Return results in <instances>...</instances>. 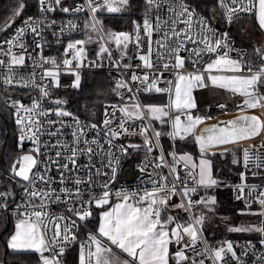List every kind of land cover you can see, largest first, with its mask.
<instances>
[{
	"label": "snow or ice",
	"instance_id": "snow-or-ice-1",
	"mask_svg": "<svg viewBox=\"0 0 264 264\" xmlns=\"http://www.w3.org/2000/svg\"><path fill=\"white\" fill-rule=\"evenodd\" d=\"M217 3L223 10V16L227 22L231 23L234 19H239L241 13H253L259 29L264 31V0H217ZM39 4L42 13L51 12L56 10V6L61 5V0H39ZM86 4L93 16V22L85 24V27H90L92 31L97 32L102 30L103 22L96 19L95 14L101 10H106L108 13H120L125 10L128 0H102L101 3H97L96 0H86ZM146 4L148 7L144 15L143 24L133 22L135 40H133V33L128 32L109 31L106 35L108 41L115 45L116 50L120 51L122 59L127 56L129 44L134 43L137 47L143 45L146 49L144 54L139 55V60L143 62L145 68L153 69L162 60L165 61L162 64V68L164 70H173L175 79L165 81L169 87L160 88L157 84L163 75L161 73V76L151 79V82L146 85L144 91L167 92L170 96V103L166 106L144 105L143 107L139 103H133L131 105L132 111L129 110L128 106L121 108L120 111L128 119L143 120L146 118L145 112L148 114L147 118L159 120L161 123H167L168 121L164 119L167 117L171 120L172 126V131L167 133V135L173 139L179 137L181 140L188 137L194 138L199 146L198 160L188 153L179 156L175 152L169 153L172 157L171 173L183 185L181 191L182 197L187 198V207L185 206L184 199L180 203L172 205V207L190 212L196 205L208 207L215 204V197H201L199 200L194 201L190 195V193L197 192L198 187L211 188L219 183L213 177L212 161L208 159V156L216 154L214 150H219L221 154L234 151V148L229 147L230 145L239 147L243 142L260 136L262 142L259 145L250 144L248 147L242 149V162L245 169L250 170V166H252L264 171V159H262L264 157V119H262L264 113L256 115L248 114L245 111V109H264V94L260 92V88L264 87V47L255 49L260 59L259 66L233 59L229 56L231 49L227 43V33L216 37V30L209 26L207 18L202 16L197 18L195 10L190 9L185 0H146ZM24 7L25 5L21 3L19 8L14 11L13 18H10V22L4 28H0V31L11 27L14 17L19 16ZM165 7L167 9L166 13L164 12ZM153 8L161 13L154 20L150 15ZM61 10L67 13L69 11H84L85 9L83 5H80L75 9L63 7ZM31 21L32 18L29 17L28 21L25 22L27 27L35 35L39 36V24L34 25L30 23ZM52 23L55 22L53 21ZM97 25H101V28L98 29ZM68 26L71 29L76 27L72 21H68ZM197 28H199V31H197ZM64 30L62 28L61 32ZM24 31V28L17 29L14 39L4 41L9 46V51L4 54L10 56V61L6 66L9 74L3 78L5 84L10 85L14 83L13 77L15 73L13 72V66H23L25 64L24 55L17 56L11 53V48L19 42ZM141 32H143V36ZM154 33L160 36V39L155 41L158 45L155 53V63L152 60L153 41L151 39ZM209 33L212 35L209 36ZM88 39L91 41V37ZM101 41H103V37H101ZM85 43V40L69 42L65 48V53L72 50L75 59L82 58L85 56L83 47ZM188 44L203 45V47L190 49L187 47ZM19 47L23 48L24 45L21 43ZM36 47L41 48L42 46L37 44ZM222 49L223 51H221ZM0 51H3L2 48H0ZM182 51H189L196 57L195 60L191 61L194 69L196 68V64L201 62L205 55L215 54V59H211L206 65L201 64L203 71L186 72V58L180 54ZM105 53L109 57L112 55L106 44L101 42L97 55ZM42 60L43 63H51L54 68L59 67L54 57L42 58ZM72 62L71 59H65L63 64L71 66ZM2 65H4V60L0 59V66ZM37 66L42 67L43 64L37 63ZM139 66L137 65V67ZM124 67L130 68L131 65L126 64ZM214 70L218 73L226 74H212ZM35 75L33 72L29 80L21 77L15 83L22 86H29V83H31V86L40 89L43 97H48L49 92L47 91V87H41L36 84ZM58 75L59 73L56 70L45 69L42 78H53L58 86ZM206 78L215 87L243 96L244 107L241 108V114L235 119L204 127L197 134V126L203 124L205 119H210V117L192 115L191 109L196 108L192 91L197 87H207L205 84ZM131 79L133 81L142 79V82H147L150 80V77L147 73L142 78L133 73ZM78 83L79 75L77 74L74 86H78ZM118 87L126 88L127 91L131 92V89L127 87V83L124 81H119ZM56 103L62 102L57 101ZM11 106L15 110V123L20 130L18 147L22 150L23 141L26 139L33 141L35 147L28 153L17 156L11 164V173L15 177L28 182L31 188L27 186L23 188L27 197L26 202L23 205L17 204L15 207L14 214L17 216V220L15 230L7 240V247L12 250L38 251L41 253L42 264H61V257L65 252L66 243H71L77 239L76 235L72 233V229L78 227V225L75 220H71L69 217L63 215L53 216L46 210L49 202L52 200L55 189L47 188L45 190V188L38 189L36 187L37 183L48 186L51 182L50 178L46 176L48 171L46 163L43 173L34 171L37 165L41 163L37 159V155H46V153L40 152L41 135L48 134L55 136L59 129L57 132H46L41 121L35 117L46 116L47 112H37L39 104L35 100L30 107L25 106L19 101H11ZM220 107L223 108L225 105H220ZM173 110L180 114L171 118L169 113ZM55 114L59 117L71 115V113L59 109ZM182 115L184 117L183 120L181 118ZM53 123L55 122L47 121L49 125ZM111 123L110 119L104 120L105 126ZM125 125L126 120L121 119L119 127L124 132H128V128ZM92 127L95 128L96 126L92 125ZM148 131L149 126L142 125L140 134L145 135L146 144H151L152 141L146 135ZM119 134V132L112 131L113 136ZM154 135L158 138L161 136V133L157 131ZM73 136L76 137L75 143L79 144L78 134L73 132ZM60 143L58 140L57 145ZM84 143L88 144V141H84ZM92 143H96V141H92ZM109 143L111 142L109 141ZM57 145H52V147L55 148ZM65 147L67 148V146ZM67 150L71 152V155L67 159L72 165L76 164L75 157L77 155L91 154L93 152L91 147L86 149L67 148ZM148 151L151 152L152 148L149 147ZM61 155L60 151L56 152L57 157H61ZM157 159L159 163L155 165L156 168L169 167L163 151H161ZM53 163L58 164L59 161H53ZM180 163H183L186 177L192 178L194 186L191 188L187 187L186 177L181 178L175 167V165ZM233 163H241V160L234 158ZM59 167L61 169L60 179L61 183H63L65 179L64 171L70 170L69 164L64 163L59 165ZM112 171V179H115V168ZM97 173L99 174V170H97ZM257 174V172L252 173L253 176ZM240 179L241 184L236 186L237 200L244 199L245 188H248L250 194H254L257 190L255 186H248L244 183L246 180L244 172L240 173ZM161 180L164 183L156 180L151 181L153 185L151 191L127 192L121 190L114 194L110 191L108 183H105L103 184L104 190L99 197H90L87 203L89 205L95 203L98 208L110 205L113 195L118 199V202L111 205L108 210L101 211L97 230L89 233L87 239L80 243L79 264H170V261L173 259L176 261V264H204L203 259L196 260L194 257H189L186 251L189 249L193 250L196 257L206 254L207 249L205 253L195 252L197 243L203 242L200 230L203 225L204 216H196L186 223L178 222L177 217L173 215L163 218L162 212L167 210L171 198L177 194V189L174 183L169 186L167 176L161 177ZM82 183H90V180L82 181L77 178L75 181L77 186ZM61 191L68 192L69 190L61 189ZM79 194L80 189L77 187V198H79ZM12 195L13 193L10 191L0 192V201H3L0 203V208H8V198ZM60 199V196H55L56 201ZM253 200L262 206L261 209L256 213H245L244 210H241V214L264 216V190L260 191L259 196L253 195L252 200L246 201V208H250ZM68 211L79 217L81 221L86 220L92 215L90 210L83 208V204L81 209L69 208ZM61 221L68 222L61 224ZM229 231L259 232L264 234V221L261 222L260 226L233 227L229 228ZM173 243L181 245L175 252L170 251V245ZM260 243L264 245V239ZM112 246L121 250L122 253H126L130 260H122L113 252ZM249 247H254L251 245V242H249ZM46 251L51 255L44 256L43 253ZM227 254H231V259L235 260L237 264H243L230 241L226 242V247L213 248L211 250V255L214 258L213 264L223 261ZM243 254L248 255L247 252ZM258 262L259 264H264V256L259 257L258 261H254V264H258ZM229 264H231V261H229Z\"/></svg>",
	"mask_w": 264,
	"mask_h": 264
},
{
	"label": "built area",
	"instance_id": "built-area-1",
	"mask_svg": "<svg viewBox=\"0 0 264 264\" xmlns=\"http://www.w3.org/2000/svg\"><path fill=\"white\" fill-rule=\"evenodd\" d=\"M97 3H101L102 0H96ZM185 3L190 7V9L195 10L196 17H205L207 18L208 24L212 29L216 30V37H220L223 33H227V43L229 48V56L231 58H236L241 61L248 60V50L245 47H242L236 40L232 30L233 25L237 20L254 18L253 13H241L239 19H234L231 23L223 16V10L218 6L217 0H185ZM83 5L84 11H69L67 13L63 12L61 9L63 7H68L69 9H75L76 7ZM166 7L164 12L166 13ZM101 14H116L108 13L106 10L98 11L96 19L100 20ZM157 15H161L155 8L152 9L151 16L153 20ZM31 17L34 25L39 24L38 31L40 35L37 36L27 27L26 21ZM87 19H93L90 10L87 8L86 0H61V5L56 6L55 11L51 12H41L39 0H36V7L33 12H29L23 15L15 16L14 20L11 22V27L6 28L0 32V48L3 51H0V59L4 60V65L0 66V85L7 90L19 92V94L13 96L8 101V106H11V101H19L25 106H31L33 101H37L39 107L37 112H47L46 116H37L35 118L41 121V124L46 129V132H57V135L51 136L48 134H43L40 137V152L46 153V155H37V159L41 162L37 165V168L34 171H40L43 173L45 163L47 164L48 171L46 176L50 178V184L45 186L44 184L37 183L36 187L39 188H51L55 189V193L52 196V200L49 202L46 210L53 216L63 215L69 217L71 220H75L78 227L72 229V233L76 235L77 239L71 243H66L65 248L72 247L74 245L80 246V243L87 239V236H83L80 233L79 228V217L75 216L72 212H69V208L81 209L82 204L83 208L90 210L91 212L94 209L98 208L95 203L88 204L90 197H99L102 193L103 184L108 183L110 191L114 194L117 191H151L153 185L152 180H156L160 183H164L161 180V177H168V184H175L177 189V194L173 196V199L169 203L167 208V215H171L173 210L179 209L172 207V205L178 204L182 199L185 200V197H182L181 191L183 185L180 181L176 180L174 175L171 173L172 166V157L169 153L175 152L177 156L182 155L186 152H180L175 147V141L177 138L173 139L168 135L171 146L165 148L161 137H156L155 132L158 131L157 127L154 124V120L147 118V112H145V119H128L120 111L121 108L125 107L126 103L138 102L141 107L145 104L142 100L144 96H152L154 94H161L165 96L163 102H159L157 98H152L147 101L148 103L153 104H163L166 106L170 103V96L167 92L157 93L155 91H144L146 85L151 82V79H156L157 76H161L159 83L157 84L160 88H167L169 85L165 82L167 80H174V71L173 70H164L162 64L165 61H161L153 69H148L143 66V62L139 60V55L144 54L146 51L145 47H137L134 43H130L127 49V56L123 59L121 58L120 51L116 50L115 45L108 41L106 34L102 30L100 31L101 36L103 37V43L106 44L109 51L112 53L111 57L105 54L97 55L100 49V45L88 44L83 45L85 50V56L79 59L73 57L72 50H69L68 53H65V48L69 42H74L76 40H83L85 30V21ZM143 19L133 18L131 21V30H119L117 32H128L133 33V40H135L134 34V23L143 24ZM43 21V23H41ZM55 23H52V22ZM68 21H72L76 27L71 29L68 26ZM101 21V20H100ZM50 25V26H49ZM98 28H101V25H97ZM183 27V25H181ZM24 28V34L20 37L19 42L11 48V53L14 55H24L25 64L23 66H13V72L15 73L13 84H5L3 78L7 76L8 70L7 65L10 61V56L5 55L9 51L8 44L4 41L14 39L17 29ZM65 29L61 32V29ZM199 31V28H197ZM143 36V32H141ZM212 34L209 33V36ZM199 38V37H198ZM147 39V38H146ZM153 44V56L152 60L155 63L156 56L155 53L158 49V45L155 43L156 40L160 39V36L153 34L151 37ZM23 44L24 47L20 48L19 44ZM40 44L42 47L37 48L36 45ZM79 47V46H78ZM188 48L203 47V45L188 44ZM223 51V49L221 50ZM186 58L185 71L192 72L195 70L203 71L201 64L206 65L210 62L211 59H215V54L205 55L201 62L196 64L194 69L191 61L195 60L196 57L192 55L189 51H182L180 53ZM54 57L56 59L58 68H54L51 63H43L42 58ZM65 59H71L72 65L65 66L63 61ZM37 63L43 64L42 67L37 66ZM131 65L130 68H125L124 65ZM119 65V67H117ZM137 65H140L137 67ZM45 69H53L58 71L59 75L57 77L59 85L57 86L53 78H42L43 72ZM86 71H104L109 77L115 81L118 100L116 102L107 103L104 106V115L103 121L101 123L94 122L92 120L84 119L76 115L63 116L59 117L55 113L56 111L63 110L68 112L66 104L69 100V92L74 89V82L76 81V75H82ZM35 73V83L41 87H47L49 92L48 97H43L39 88L31 86H22L15 83L23 77L25 80H29V77L32 73ZM135 73L138 77H143L146 73L149 75L150 80L147 82H142L141 80L133 81L131 79L132 74ZM215 70L212 74H216ZM207 87H197L194 88L195 104L196 108L191 109L193 116H202L210 117V119H205L209 121L224 120L230 116H233L241 112V108L244 107L243 101L244 97L239 94H234L229 90L221 89L219 87L213 86L207 78L205 79ZM124 81L127 83V87L131 89V92L127 91L126 88H119L118 82ZM261 94H263L260 88ZM119 93V94H118ZM154 97V96H152ZM60 101L62 103H56ZM220 105H225L221 108ZM114 106V107H113ZM15 111V110H14ZM132 111V110H130ZM256 111L259 115L264 113V109L256 108ZM180 114L175 110L169 113L171 118H174L175 115ZM16 118V116H15ZM167 118V117H166ZM182 120L184 119L183 115L181 116ZM110 119L112 123L105 126L104 120ZM121 119L126 120V127L128 132H124L122 128L119 127ZM264 119V116H262ZM47 121H54L55 123L49 125ZM167 124L169 126V132L172 131L171 120L167 118ZM78 122V123H77ZM92 125L96 127L93 128ZM142 125H148L149 131L147 132V137L152 141L151 144L145 143V135H141ZM111 130V131H110ZM112 131L119 132L117 136L112 135ZM73 132H76L79 136L80 143H75L76 137L73 136ZM168 132V133H169ZM30 134V133H29ZM61 143L57 145V141ZM84 141H88V144H85ZM96 141V143H92ZM109 141L111 143H109ZM262 142V138L257 136L247 142H244L241 145V166L246 171L258 170L255 167L250 166L249 169H245L242 162V149L248 147L250 144L259 145ZM52 145H57L55 148ZM80 148L86 149L91 147L93 152L91 154H79L75 157L76 164L72 165L68 161L67 157L71 155V152L67 148ZM135 146V147H134ZM23 147L25 152H29L32 148L35 147L33 141L25 140L23 141ZM149 147L152 148V151L149 152ZM61 152V157L56 156V152ZM131 151L136 154H141L139 158L133 159ZM161 151H163L165 160L169 164V167L156 168L155 165L159 163L157 159ZM255 152V150H253ZM91 157V158H90ZM264 159V157H262ZM53 161H59V163H53ZM68 163L69 169L64 171V181L61 183L60 173L61 169L59 165ZM132 167H127L128 165ZM177 171L179 172L181 178L186 177V170L183 167V163L175 165ZM113 168H115V179L113 177ZM143 169V171H141ZM99 170V174L97 173ZM138 170V174L129 180L124 178V173L126 171ZM15 181H18L21 184V189L17 192L15 196V204L9 208L15 212V207L17 204L23 205L26 202V194L23 191L25 186L30 187L28 182H22L12 175ZM79 178L82 181H89L90 183H82L76 185L75 181ZM187 187H193V182L191 177H186ZM248 186H255L257 189L254 194H250L248 188H245L244 199L237 200L236 195V186L241 184L240 182H235L229 184L232 189V200L235 203L245 204L246 201L252 200L253 195L259 196L260 191L264 190V181H245ZM79 187L80 194L79 198L76 196V188ZM61 189H68V192L61 191ZM204 187H198L197 192L190 193L191 198L199 200L202 195L201 192ZM55 196H60L59 201L55 200ZM118 199L113 195L111 201H117ZM38 202V201H37ZM255 201L253 200L252 203ZM251 203V204H252ZM261 209V205L258 202H255ZM179 213L182 215L184 223L188 222L190 219H194L196 216H200L194 211V208L190 212H185L183 209H179ZM264 221V216H261V222ZM68 221H61V224L67 223ZM260 222V224H261ZM51 227V225H49ZM201 236L203 242H198L195 246V252L205 253L206 254L196 257L193 250L189 249L187 255L189 257H194L196 260L203 259L204 264H213V257L211 255V250L213 248L226 247V242L220 241L215 244H211L208 240L205 232L201 228ZM51 235V233H49ZM187 239V237H185ZM264 239V234L261 236L249 237V238H238L232 242L233 247L237 253V256L240 258V261L243 264H254V261H258V258L264 256V245L260 241ZM229 242V241H228ZM249 242L254 247H249ZM176 245V244H175ZM177 248L181 245H176ZM247 252L248 255L243 253ZM45 255L50 256L49 252H45ZM237 264L235 260L231 259V254H227L223 261L217 262V264ZM176 264V262H175ZM259 264V262H258Z\"/></svg>",
	"mask_w": 264,
	"mask_h": 264
},
{
	"label": "trees",
	"instance_id": "trees-1",
	"mask_svg": "<svg viewBox=\"0 0 264 264\" xmlns=\"http://www.w3.org/2000/svg\"><path fill=\"white\" fill-rule=\"evenodd\" d=\"M21 3L25 5L21 15L35 10L36 0H0V28H4L10 22V18L14 16V11L19 8ZM147 7L146 0H128L124 11L116 14H101L100 20L103 22V31L107 33L109 31L131 30L132 19L144 18ZM247 50V63L259 66L260 59L255 50ZM261 90L264 94V87ZM17 94L19 92L7 90L0 85V192L10 191L13 193L8 198V208H0V264H40L42 262L41 256L36 252L12 251L7 247V240L14 232L17 220L15 212L9 208L15 204V196L21 189V184L14 180L10 168L16 157L25 152L24 147L22 150L18 147L20 130L15 123L14 108L8 106V101ZM68 94L69 100L66 107L69 113L97 123L103 121L104 106L119 99L115 82L104 71H86L82 75L80 84ZM152 96H144L145 101L152 98H157L159 102L165 100V96L161 94ZM154 124L161 133L160 137L164 147L169 148L171 143L167 135L169 132L168 124L161 125L157 120H154ZM175 147L180 152H190L197 158L199 157V148L193 137L183 140L178 137L175 141ZM230 148H234V151L221 154L219 150H216L214 156H208V159L212 161L213 177L219 183L211 188H204L201 195L202 197H215V204L208 207L198 205L194 209L197 214L204 216L202 229L208 240L214 243L252 237L249 232L229 231V228L241 227L240 222L242 219L239 215V205H245L233 202L232 189L229 184L240 182V173L242 172L246 175L245 181H264V171H246L242 168L241 163H233L234 158L241 160V146H230ZM131 155L133 159L141 156V154L132 151ZM127 167L132 166L129 164ZM253 172L258 174L253 176ZM2 202L0 201V203ZM101 210L102 208H96L89 218L84 221L80 220L79 228L83 236L97 230ZM172 250H174V245ZM61 262L63 264H79V246L74 245L65 248ZM175 262V260H171L170 264H175Z\"/></svg>",
	"mask_w": 264,
	"mask_h": 264
},
{
	"label": "crops",
	"instance_id": "crops-1",
	"mask_svg": "<svg viewBox=\"0 0 264 264\" xmlns=\"http://www.w3.org/2000/svg\"><path fill=\"white\" fill-rule=\"evenodd\" d=\"M232 32H233V34H234L237 42L240 45H242L243 47L247 48V49H254L255 50L256 48H262V47H264V31H261L259 29L258 24H257V22L255 20V17L254 18H247V19L237 20L234 23V25H233ZM245 111L248 114H256V115H259L258 112L256 111V109H245ZM240 114H241V112H239V113H237V114H235L233 116H230V117H228V118H226L224 120H219V121H226V120L229 121V120H233V119H235ZM206 121H209V120H205L204 123H206ZM214 151H216V150H214ZM172 199H173V197L171 198V200ZM171 200H170V202H171ZM117 202H118V200L117 201H111L110 200V205H105L102 208L101 211L108 210L111 205H114ZM167 213H168V210L163 211L162 212V217L163 218H166L168 216ZM171 215L177 217V221L178 222L184 223V220L182 218V215L179 213V209H176V210L174 209ZM173 245H174V250L178 249L177 246L175 245V243H173L172 245H170V251L171 252L174 251V250H172ZM112 247H113V250L114 251L119 252V253H122L121 250H119L115 246H112ZM12 251L36 252L37 254H39L41 256V253L38 252V251H35V250H12ZM124 254H126V253H124ZM43 255L44 256H47V255H45V252L43 253ZM126 256H127V254H126ZM40 264H42V262Z\"/></svg>",
	"mask_w": 264,
	"mask_h": 264
},
{
	"label": "rangeland",
	"instance_id": "rangeland-1",
	"mask_svg": "<svg viewBox=\"0 0 264 264\" xmlns=\"http://www.w3.org/2000/svg\"><path fill=\"white\" fill-rule=\"evenodd\" d=\"M93 22V19H87L86 21H85V24H91ZM97 28H98V26H97ZM99 29V28H98ZM84 30H85V34H84V37H83V40H85L86 41V43H88V44H95V45H100L101 44V42H103V41H101V33H100V31H97V32H94V31H92L91 30V28L89 27V28H86L85 26H84ZM105 33V32H104ZM106 34V33H105ZM107 36V35H106ZM89 37H91V41H89ZM233 59H236V58H233ZM220 74H226V73H216V75H220ZM79 75V83H78V85L80 84V81H81V76H80V74H78ZM206 81V80H205ZM211 83V82H210ZM205 84H206V82H205ZM192 96H193V98H194V102H195V96H194V89H193V91H192ZM142 100H143V102H144V104L145 105H158V106H163V104H153V103H148L147 101H145V99H144V97L142 98ZM133 103H138V102H130V103H126L125 104V106H128V108H129V110H133L132 108H131V105L133 104ZM165 120H166V118H164ZM158 121V123L159 124H161V125H163L164 123H161V121H159V120H157ZM227 121V120H226ZM220 122H224V121H219V120H217V121H206V123H203V124H201V125H198L197 126V134H199L200 133V130L201 129H203L204 127H209V126H211V125H213V124H218V123H220ZM198 145V144H197ZM198 148H199V146H198ZM24 153H28V152H24ZM186 153H188V154H190V155H192L193 156V158L194 159H199V157L197 158L193 153H190V152H186ZM18 179L20 180V181H22V182H25V181H23L21 178H19L18 177ZM198 207V205H196L195 207H194V209H196ZM239 208H240V211H239V215H240V217H241V219H242V221L240 222V226L242 227H247V226H249V225H255V226H260V222H261V216H259V215H252V214H241V210H244V212L245 213H256V212H258L259 210H260V207L254 202V203H252L251 204V206H250V208H246V205H239ZM250 233V236H252V237H255V236H261V233H259V232H249ZM252 233V234H251ZM211 244H215L214 242H210ZM177 250V249H176ZM176 250H174V251H172V252H175ZM113 252L117 255V256H119L122 260L123 259H129L130 260V258L129 257H127L126 256V254H124V253H119V252H116V251H114L113 250ZM174 260V259H173ZM61 264H63L62 262H61Z\"/></svg>",
	"mask_w": 264,
	"mask_h": 264
},
{
	"label": "water",
	"instance_id": "water-1",
	"mask_svg": "<svg viewBox=\"0 0 264 264\" xmlns=\"http://www.w3.org/2000/svg\"><path fill=\"white\" fill-rule=\"evenodd\" d=\"M22 12H23V10H22ZM22 12H21V13H22ZM137 174H138V170L126 171V172L124 173V178H125L126 180H129V179L134 178Z\"/></svg>",
	"mask_w": 264,
	"mask_h": 264
},
{
	"label": "bare ground",
	"instance_id": "bare-ground-1",
	"mask_svg": "<svg viewBox=\"0 0 264 264\" xmlns=\"http://www.w3.org/2000/svg\"><path fill=\"white\" fill-rule=\"evenodd\" d=\"M111 78V77H110ZM113 80V79H112ZM114 81V80H113ZM115 82V81H114Z\"/></svg>",
	"mask_w": 264,
	"mask_h": 264
}]
</instances>
